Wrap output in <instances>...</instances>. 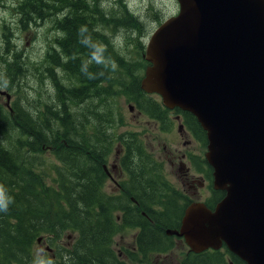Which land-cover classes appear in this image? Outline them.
<instances>
[{"label":"trees","instance_id":"obj_1","mask_svg":"<svg viewBox=\"0 0 264 264\" xmlns=\"http://www.w3.org/2000/svg\"><path fill=\"white\" fill-rule=\"evenodd\" d=\"M98 6L102 7L96 0H24L19 5L22 20L41 19L48 12L66 9L62 17H54L55 27L63 32L59 43L64 60L58 62L60 75L55 77L47 70L52 74L55 90L53 100L47 102L41 115L38 112L32 116L18 103L11 104V111L0 107V264H33V261L34 264H50L46 261L52 258L47 254H32L33 242L39 237H46L55 259H61L60 251L66 250L64 262L58 264H119L110 245L112 237L128 224L124 217L115 220L113 212L117 203L102 190L106 179L102 162L111 147L109 130H114L117 121L110 98L119 90L141 113L162 122L167 109L157 95L140 88V78L135 70L138 62H143V47L138 48L139 58L131 64L118 52L110 54L112 60L129 72L128 81L117 65L114 71L110 67L97 69L104 63L110 64L103 56L109 51L104 48L108 40L101 30H95L97 22L105 21ZM110 11L117 16L123 13L118 18L129 29H141L137 17L127 13L126 16L122 6ZM96 13L101 16L98 21ZM108 77L113 79L109 80L106 93L102 95V86L97 82L106 81ZM97 95L101 98L94 103L93 98ZM174 111L182 114L184 124L205 145L206 134L196 118L179 108ZM136 138L135 134H129L122 137L121 142L132 178L143 181L138 189L149 190L148 194L136 192L133 196L147 205L158 201L141 200V195L157 198L164 185L159 182L156 172L153 177H145L146 171L134 169V166L152 165L145 159L143 146ZM46 149L58 161L50 166L54 171L52 184L44 178L47 167L41 153ZM193 158L202 162L205 178L211 183V167L203 157ZM212 193L218 199L225 194L214 189ZM207 204L212 205L211 201ZM120 205L124 209L128 204L122 200ZM66 230L76 232L68 247L57 241ZM150 231L144 226L141 238L150 240L153 235Z\"/></svg>","mask_w":264,"mask_h":264},{"label":"water","instance_id":"obj_2","mask_svg":"<svg viewBox=\"0 0 264 264\" xmlns=\"http://www.w3.org/2000/svg\"><path fill=\"white\" fill-rule=\"evenodd\" d=\"M177 1L146 43L140 86L196 117L212 187L225 194L213 209L192 202L168 232L197 252L224 244L264 264V0Z\"/></svg>","mask_w":264,"mask_h":264},{"label":"rangeland","instance_id":"obj_3","mask_svg":"<svg viewBox=\"0 0 264 264\" xmlns=\"http://www.w3.org/2000/svg\"><path fill=\"white\" fill-rule=\"evenodd\" d=\"M23 1L24 0H0V89L4 92L0 94V107L7 110L5 106L7 102L10 104V107L11 104L18 103L22 108L31 113L32 116H35L38 112L41 115L46 104H48L47 102L53 100V89L55 90V87L51 81L52 74H54L55 77L61 74L58 62L59 60H64L63 54H60L59 43L61 40L60 38L63 36V32L55 27L54 17H62L66 9L62 8L61 10L48 12V15L41 19L33 17L22 20L23 12L19 9V5H21ZM97 2L102 6L98 7L104 14L105 21L103 23L102 21L97 22L95 30H101L103 37L108 40V45L102 42L105 44L104 48L109 50L105 51L103 56L110 61L109 66L104 63L102 67L97 66V69L105 70L107 67H110L111 70L114 71L113 68L116 69V65H119L110 58V54L116 52H118L120 56H123L128 63H135L139 58L137 53L138 48L140 49L143 47V52L141 53L143 62L142 64L138 62L137 70H135V72L138 73L137 77L140 78L139 81L141 83L146 66L149 65L148 61L144 58L146 43L154 29L165 18L177 13L179 9L178 1L96 0V3ZM119 6L123 7L125 15L127 13L129 16L133 15V17H137L136 19L138 22L142 24L141 29H137L138 27L129 29L130 27L126 26L120 20L121 18H118L121 17L123 13L117 16L113 11H110V9H118ZM95 16L96 21L101 18L97 13ZM97 40L99 41L98 38ZM48 55L49 57H47ZM145 61H147V64ZM119 67V70H121L123 74H126L125 79L128 81L130 77L129 72L126 68L122 66ZM110 68L109 71L111 75ZM47 70H50L52 74H48ZM110 79L113 78L108 77L106 81L97 82V84L99 83L102 86V95H105L106 87ZM117 92V94H113L110 98L114 106L117 121L114 130H109L111 147L106 158L102 162L103 167L110 173L109 178L106 175L102 187L103 192L108 195L117 189L114 178L117 180L120 178L113 172L112 164H120L119 156H121V159L124 158L121 145L123 144L121 142L123 139L121 138L129 134H135L137 136L136 139L141 146H143L145 159H149L148 161L152 163V165L148 167L145 177H153V173L156 172L159 176V182L164 185L163 188L159 189V204L161 203V199L166 197L190 196L191 189L187 187L186 183L181 178V175L184 173H182L183 171L177 170L178 159L181 158V155L185 152H191L197 158H202L207 150V143L204 145L199 141L184 124L182 114L176 113L172 108L164 106L167 110L165 113L166 118L164 122H162L155 117H150L148 114L141 113L136 108L135 104L127 99L125 94L121 93L119 90H117ZM6 94L9 95L8 100ZM100 98L101 97L98 95L95 96L93 98L94 103L99 101ZM100 110L102 111V108ZM100 110L98 109L99 112ZM41 155L46 159L45 166L47 168L44 173L47 175L44 178L48 184H52L53 180L51 176L54 171H52L50 166L51 164L58 163V161L54 158L49 149L43 151ZM181 160L184 163V169L189 167L188 175L199 176V181L202 182V185L196 187V193H194L191 198H196L195 196L199 195V200L206 199L209 194V186L212 185V180L210 183V181L205 178L202 162L197 161L195 164H192L191 167V163L187 158L184 157L181 158ZM42 166L44 165H40L39 167ZM198 168L200 169L197 170ZM149 170H152V173ZM200 175H202L203 178L200 177ZM195 200L197 201V199ZM159 204L152 205L157 210L158 214H160L161 208ZM118 215V211L113 212V217L116 221L119 219L117 218ZM167 220H169V218ZM136 233L137 229L134 227L128 228L125 226L121 227L112 237L110 246L118 259L125 253V247L129 243H133ZM75 236L76 232L66 230L57 241L59 244L68 247L69 244L73 242ZM32 254L35 256L47 254L52 258L51 261H46V263L50 264L64 262L66 258V250L64 249L60 251L59 254L61 259L54 258V250L48 245L46 237H39L33 242ZM32 263L34 264L35 262L33 261Z\"/></svg>","mask_w":264,"mask_h":264},{"label":"flooded vegetation","instance_id":"obj_4","mask_svg":"<svg viewBox=\"0 0 264 264\" xmlns=\"http://www.w3.org/2000/svg\"><path fill=\"white\" fill-rule=\"evenodd\" d=\"M1 90V89H0ZM174 110V109H172ZM190 131V130H189ZM191 132V131H190ZM193 133V132H192ZM122 145L123 156L126 154L124 151V146ZM191 154V155H190ZM119 156V154H118ZM117 156V159H118ZM191 152H185L181 155V158H187V160L192 164L200 161L193 158ZM119 163H113L112 169L113 172L120 178L115 179L114 181L117 185V189L109 193L108 195L113 197L114 201L117 203V210L119 215L117 218L124 217L127 221L126 227H134L137 229V233L134 235L133 243H129L125 247V253L117 261L119 264H241L242 262L246 263L235 253L231 252L224 244L219 248H206L201 251H195L189 246L184 236L178 235L175 232L179 231L181 227V220L184 216L185 210L191 205L192 202L201 201L210 209H212L215 204L220 200L213 196V188L209 186L208 197L204 200H199L198 196L196 198H191L194 193H196V187L202 185V182L199 181V176L188 175L189 167L184 169V163L181 158L178 159L177 170L183 171L181 178L186 183L187 187L191 189L190 196L179 197L171 196L161 199L159 204L157 198H145L147 197L148 191L138 189L140 183H143L138 177L132 178L131 166L128 165V160L125 158L124 161L121 156H119ZM204 158V156H203ZM116 159V161H117ZM191 159V161H190ZM205 159V158H204ZM206 161V160H205ZM201 162V161H200ZM207 163V162H206ZM104 168V167H103ZM148 166L144 168L141 166H134V169H140L141 172L147 171ZM195 170V169H194ZM105 174L107 177H110V173L106 168H104ZM212 174V171H211ZM200 177L203 178L202 175ZM198 178V179H197ZM203 181V180H202ZM155 183V182H154ZM103 187V186H102ZM138 192L146 193L141 195V200L145 199H156L158 202H150V204L144 205L141 201H138L133 193ZM129 193H132L130 195ZM128 199V200H127ZM127 201V207L122 208L120 203L121 201ZM194 200V201H193ZM211 201L212 205L207 204ZM155 204L161 205L160 214L152 206ZM167 222L164 220L168 219ZM144 226L149 228L153 234L150 237V240L141 238L140 234L144 229ZM49 249V248H48ZM60 263V262H58Z\"/></svg>","mask_w":264,"mask_h":264},{"label":"bare ground","instance_id":"obj_5","mask_svg":"<svg viewBox=\"0 0 264 264\" xmlns=\"http://www.w3.org/2000/svg\"><path fill=\"white\" fill-rule=\"evenodd\" d=\"M1 63V62H0ZM17 71V70H16Z\"/></svg>","mask_w":264,"mask_h":264}]
</instances>
